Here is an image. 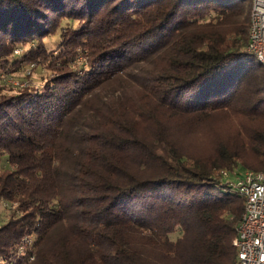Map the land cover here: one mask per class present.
<instances>
[{
    "label": "trees",
    "instance_id": "obj_1",
    "mask_svg": "<svg viewBox=\"0 0 264 264\" xmlns=\"http://www.w3.org/2000/svg\"><path fill=\"white\" fill-rule=\"evenodd\" d=\"M251 2L0 0V264L236 263L221 170L264 171Z\"/></svg>",
    "mask_w": 264,
    "mask_h": 264
},
{
    "label": "built area",
    "instance_id": "obj_2",
    "mask_svg": "<svg viewBox=\"0 0 264 264\" xmlns=\"http://www.w3.org/2000/svg\"><path fill=\"white\" fill-rule=\"evenodd\" d=\"M247 50L264 65V0L251 2ZM221 173L229 180L227 170L222 169ZM231 182L244 199L232 241L236 249L235 264H264V171H239Z\"/></svg>",
    "mask_w": 264,
    "mask_h": 264
},
{
    "label": "rangeland",
    "instance_id": "obj_3",
    "mask_svg": "<svg viewBox=\"0 0 264 264\" xmlns=\"http://www.w3.org/2000/svg\"><path fill=\"white\" fill-rule=\"evenodd\" d=\"M58 39V32L48 36L46 38L47 44L49 47H54L56 40ZM20 51V48H16ZM15 53H19L16 52ZM21 72L16 73L17 77L14 76L12 78H8V81L12 84H19V85H24L26 83V77H22L23 73L25 70H20ZM33 78H37V73L35 72L32 74ZM22 78V79H21ZM21 79V80H19ZM209 134L210 131L207 129H202L200 131V134H196L194 137H188L187 138V143L190 146V150L193 151H199V150H206V148L209 147ZM226 178H230L232 180H235V175L227 176ZM9 213V207L6 205V203H1L0 204V220L7 218V215Z\"/></svg>",
    "mask_w": 264,
    "mask_h": 264
}]
</instances>
